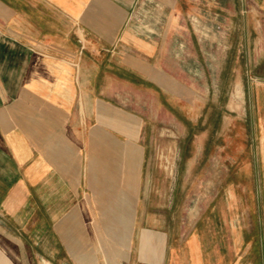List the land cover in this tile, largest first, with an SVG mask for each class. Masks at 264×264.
Segmentation results:
<instances>
[{"label":"crops","instance_id":"1","mask_svg":"<svg viewBox=\"0 0 264 264\" xmlns=\"http://www.w3.org/2000/svg\"><path fill=\"white\" fill-rule=\"evenodd\" d=\"M240 65L264 177V0H0V264H264V182L175 233L143 203L154 129Z\"/></svg>","mask_w":264,"mask_h":264},{"label":"rangeland","instance_id":"2","mask_svg":"<svg viewBox=\"0 0 264 264\" xmlns=\"http://www.w3.org/2000/svg\"><path fill=\"white\" fill-rule=\"evenodd\" d=\"M239 69L244 77L240 81L225 77L217 86L209 81V109L202 125L154 129L143 179V203H147L146 212L173 233L180 232L186 203L261 200L260 134L248 118L249 102L244 94L254 80L247 78L243 65ZM212 89L218 90L217 96Z\"/></svg>","mask_w":264,"mask_h":264}]
</instances>
